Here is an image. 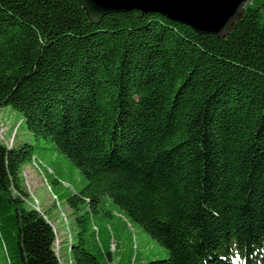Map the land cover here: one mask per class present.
I'll list each match as a JSON object with an SVG mask.
<instances>
[{"label":"trees","instance_id":"trees-1","mask_svg":"<svg viewBox=\"0 0 264 264\" xmlns=\"http://www.w3.org/2000/svg\"><path fill=\"white\" fill-rule=\"evenodd\" d=\"M4 106L35 142L8 146L15 128L0 127V264H64L25 163L67 230L62 201L75 216L66 264H113L132 223L169 249L148 264H264V0L225 37L151 12L91 22L77 0H0ZM42 140L85 181L36 154Z\"/></svg>","mask_w":264,"mask_h":264},{"label":"rangeland","instance_id":"rangeland-1","mask_svg":"<svg viewBox=\"0 0 264 264\" xmlns=\"http://www.w3.org/2000/svg\"><path fill=\"white\" fill-rule=\"evenodd\" d=\"M2 124L10 129V131L15 128L13 135L8 132V130L5 133L6 138L9 140L6 142L8 146H11L13 143L15 146H19L26 142H35L33 133L26 128L23 117L18 110L10 106L2 107L0 109V127ZM34 150L36 154L44 157L48 162H52L53 159L54 163L63 170L65 176L73 177L72 173L76 171L79 175V179H81L82 182L83 180L85 181L81 171L73 167L68 158L55 151L52 142L42 140L35 146ZM21 169L23 187L29 192L30 200L33 203L37 202L36 206L45 212L56 226V235L58 238L56 248H59L63 262L66 264V262H68V241L71 236L74 238L76 234L75 216L65 201H62L61 208L66 212L67 217L65 218L67 219L65 220L69 223V230H67L65 222L61 219V210L54 207L52 204V191L42 175L34 171L28 163L23 164ZM79 186L81 188L83 187L80 182ZM54 189L58 194L61 193L55 186ZM107 208L111 210H114V208L117 209L116 205L109 197L107 198ZM119 233V249L113 255V264H148L150 261L166 259L170 256L167 247L159 243L144 230V228L136 223H132V225H129V227L124 230L120 228Z\"/></svg>","mask_w":264,"mask_h":264},{"label":"water","instance_id":"water-1","mask_svg":"<svg viewBox=\"0 0 264 264\" xmlns=\"http://www.w3.org/2000/svg\"><path fill=\"white\" fill-rule=\"evenodd\" d=\"M91 22L105 16L137 10L162 14L201 34L225 37L251 0H77Z\"/></svg>","mask_w":264,"mask_h":264},{"label":"crops","instance_id":"crops-1","mask_svg":"<svg viewBox=\"0 0 264 264\" xmlns=\"http://www.w3.org/2000/svg\"><path fill=\"white\" fill-rule=\"evenodd\" d=\"M33 169V168H32ZM35 171V170H34Z\"/></svg>","mask_w":264,"mask_h":264}]
</instances>
